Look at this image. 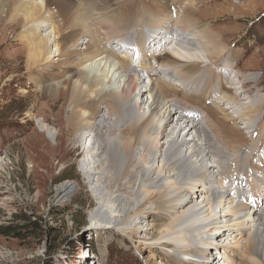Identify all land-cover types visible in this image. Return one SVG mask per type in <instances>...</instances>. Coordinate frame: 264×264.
Returning a JSON list of instances; mask_svg holds the SVG:
<instances>
[{
	"label": "bare ground",
	"instance_id": "1",
	"mask_svg": "<svg viewBox=\"0 0 264 264\" xmlns=\"http://www.w3.org/2000/svg\"><path fill=\"white\" fill-rule=\"evenodd\" d=\"M42 1L41 12L56 6L51 19H61L59 31L72 35L62 43L53 29L21 47L38 103L64 101L54 115V142L41 138L36 149L81 150L85 182L99 202L90 225L100 246L119 234L159 264H264L262 103L242 99L257 76L237 71L241 87H233L224 71L239 59L201 27L197 2L143 0L130 11L139 0H127L113 13L96 8L89 16L91 1L85 8L78 0ZM5 6L0 0V13ZM172 8L180 9L176 19ZM93 26L103 37L94 36ZM130 36L135 39L124 46ZM215 71H223L221 82L209 78ZM258 130L262 138L252 150L247 140ZM242 170L247 176L240 183L235 175ZM77 190L75 183L61 184L57 199Z\"/></svg>",
	"mask_w": 264,
	"mask_h": 264
},
{
	"label": "rangeland",
	"instance_id": "2",
	"mask_svg": "<svg viewBox=\"0 0 264 264\" xmlns=\"http://www.w3.org/2000/svg\"><path fill=\"white\" fill-rule=\"evenodd\" d=\"M5 1L6 6L0 13V264H147L146 259L148 256L153 258L152 254L146 251L140 254L136 248L139 244L128 237L112 235L104 247L100 246L90 225V216L99 202L93 187L85 182L81 150H73L68 144L56 155L46 149H36L41 138L54 142L58 133L54 115L64 101L51 103L50 106L38 103L40 94L37 86L30 82L27 58L21 47L32 39L50 36L53 29V37L59 32L62 43L65 37L72 34L59 31L58 27L62 29L61 19H51V14H56L54 5L49 14L41 12L42 0H35V5L30 7L25 6L26 0ZM87 1H91L87 8V15L91 16L96 8L105 10L103 14L106 15L108 11L113 13L121 9L127 0L76 2L80 5ZM142 1L133 5L130 3L129 10H140L138 7ZM172 1L169 0V4ZM193 2L191 6L197 2L193 11L197 12L195 16L201 27L216 33L223 41L221 43L239 59L231 72L224 71L230 83L236 84L233 87H241L237 85V71L257 76L256 81L247 83L245 90L248 94L242 99L247 102L250 97L262 103L258 122L264 123V0ZM172 11L176 19L180 9L177 8V13L174 8ZM48 22L52 23L50 27L40 29L39 25ZM93 27L94 36L103 37L102 29ZM131 35H136V31L133 30ZM133 39L135 36H130L124 46ZM56 51L57 45H53L52 58L57 55ZM118 51V48H113V52ZM215 72L209 78H214L215 83L221 82L223 71ZM45 108V114L49 116L46 123L42 116ZM261 138V131L258 130L253 139L247 140L249 148L253 150ZM167 140L163 138L161 143ZM92 152L96 154V151ZM256 163L260 165L261 161L257 159ZM242 164H246V160L238 164L240 169L245 168ZM228 166L233 165L229 163ZM246 176L243 171L235 178L241 183V178ZM66 182L75 183L77 192L63 200L57 199V187ZM133 182V189L128 194L130 197L137 189V179ZM216 253L214 250L210 252L213 260ZM157 259L154 257L151 264H159Z\"/></svg>",
	"mask_w": 264,
	"mask_h": 264
},
{
	"label": "trees",
	"instance_id": "3",
	"mask_svg": "<svg viewBox=\"0 0 264 264\" xmlns=\"http://www.w3.org/2000/svg\"><path fill=\"white\" fill-rule=\"evenodd\" d=\"M91 246V244H89Z\"/></svg>",
	"mask_w": 264,
	"mask_h": 264
}]
</instances>
